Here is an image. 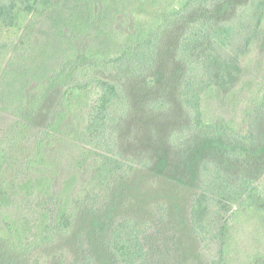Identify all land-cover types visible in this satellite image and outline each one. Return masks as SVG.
Listing matches in <instances>:
<instances>
[{
	"label": "trees",
	"instance_id": "obj_1",
	"mask_svg": "<svg viewBox=\"0 0 264 264\" xmlns=\"http://www.w3.org/2000/svg\"><path fill=\"white\" fill-rule=\"evenodd\" d=\"M248 76L246 120L210 115ZM157 163L193 184L182 222L139 201ZM263 164L264 0H0V264H183L177 223L234 264Z\"/></svg>",
	"mask_w": 264,
	"mask_h": 264
},
{
	"label": "rangeland",
	"instance_id": "obj_2",
	"mask_svg": "<svg viewBox=\"0 0 264 264\" xmlns=\"http://www.w3.org/2000/svg\"><path fill=\"white\" fill-rule=\"evenodd\" d=\"M245 2H239V4L245 5ZM107 30V29H106ZM89 39H76L75 41H69V43L81 44L84 48L85 44ZM118 43L109 42L108 44H103L102 42L96 41L94 47L95 48H108L110 52L116 50ZM261 54V53H258ZM262 55V54H261ZM260 55V56H261ZM258 57L255 59L254 71H258L257 64L259 62ZM263 58V56H262ZM254 82V79L251 77L243 78V80L238 84L237 88L231 94V96H217L213 95L208 100V106H210V115H216V118H222L225 120H235V122L243 120L247 118L245 114L242 117L243 111H247V92L249 90V82ZM213 149H217L215 142L213 141H203L197 150V156L195 160L193 159L190 166L189 171L191 177L194 178L197 173V163L199 159L205 154L207 151H211ZM221 149L220 151H223ZM156 152V150H155ZM158 152V160H163L165 163L168 159L167 157V149L165 147H160L157 149ZM62 156L71 157L72 154L68 150V148H62ZM260 175L264 177V164L260 167ZM263 170V171H262ZM146 178L151 180H155L158 184L157 188H151L147 186L145 183H141L142 185L139 188L141 191V195L139 201L147 202L153 200L156 196H161L164 193L165 197H172V199L168 200L170 207L176 206L173 214L180 218L182 222L184 216L186 215V210L188 206V202L190 200L191 191L193 190L192 182H185L171 171L164 169V166L157 163V166L153 170L145 171ZM261 176L258 177L257 181L260 182ZM139 182V181H138ZM132 182H130L131 184ZM264 188V187H262ZM264 190V189H263ZM158 192V193H157ZM177 231L179 235V240L184 243L185 248L188 251L186 254V261L183 264H208V261L213 259L217 253V243H210L208 246L204 248H200L197 243L189 235L188 229L186 226L179 225L177 223ZM235 244L234 247L236 249L235 253V261L234 264H242L249 256L257 253L264 254V218H246L236 225V228L233 231Z\"/></svg>",
	"mask_w": 264,
	"mask_h": 264
}]
</instances>
